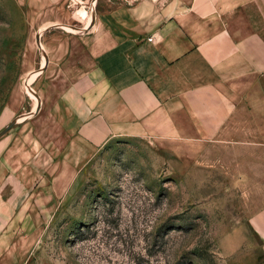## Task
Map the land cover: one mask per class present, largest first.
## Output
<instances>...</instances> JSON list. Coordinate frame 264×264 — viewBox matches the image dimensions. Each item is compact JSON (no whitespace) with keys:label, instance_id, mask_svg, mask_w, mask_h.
Returning a JSON list of instances; mask_svg holds the SVG:
<instances>
[{"label":"crops","instance_id":"obj_1","mask_svg":"<svg viewBox=\"0 0 264 264\" xmlns=\"http://www.w3.org/2000/svg\"><path fill=\"white\" fill-rule=\"evenodd\" d=\"M21 1L46 34L41 66L65 64L74 44L84 53L75 63L86 66L51 98L50 135L26 122L28 143L7 144L2 177L13 171L19 183L0 184V213L14 205L10 191L36 208L40 193L52 198L50 183L35 186L37 171H79L111 138L149 137L196 159L199 171H253L256 208L238 236L222 239L231 252L253 236L264 251V0H101L72 34L59 26L74 20L67 0Z\"/></svg>","mask_w":264,"mask_h":264},{"label":"rangeland","instance_id":"obj_2","mask_svg":"<svg viewBox=\"0 0 264 264\" xmlns=\"http://www.w3.org/2000/svg\"><path fill=\"white\" fill-rule=\"evenodd\" d=\"M81 1L88 15L67 6L74 20L59 25L64 32L72 34L101 0ZM22 7L21 0H0V111L10 106L0 113V173L13 157L7 144L28 143L24 123H34L35 135L55 130L49 102L86 66L75 63L84 53L74 44L65 64L42 67L46 49L38 40L46 34L37 32L38 17L28 23ZM172 147L149 137L111 138L79 171H37L35 186L55 189L50 199V192L40 193L37 208L25 194L11 192L19 183L13 171L2 173L0 184L11 187L15 200L0 213V264H264L258 238L231 252L222 239L238 236L256 208L253 171H199L196 159ZM17 173L20 180L31 178L28 171Z\"/></svg>","mask_w":264,"mask_h":264},{"label":"built area","instance_id":"obj_3","mask_svg":"<svg viewBox=\"0 0 264 264\" xmlns=\"http://www.w3.org/2000/svg\"><path fill=\"white\" fill-rule=\"evenodd\" d=\"M94 2H95V0L94 1H92V5H94ZM86 5V4H85ZM67 6L68 7H71V8H75L76 7V9L77 10H79L80 9V11H84L86 14H87V11H86V9H83L85 6L83 5V3H82V1L81 0H68L67 1ZM82 9V10H81ZM88 15V14H87ZM86 28H87V25L84 27V30H86ZM148 40H151V38H149Z\"/></svg>","mask_w":264,"mask_h":264}]
</instances>
